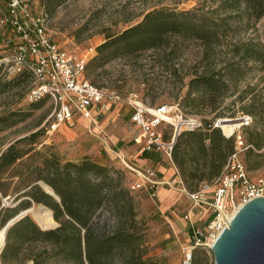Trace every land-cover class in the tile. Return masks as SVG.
<instances>
[{"label":"rangeland","instance_id":"obj_1","mask_svg":"<svg viewBox=\"0 0 264 264\" xmlns=\"http://www.w3.org/2000/svg\"><path fill=\"white\" fill-rule=\"evenodd\" d=\"M48 1L36 0L34 11L48 6ZM222 3L223 0H66L51 12L47 34L62 50L76 55L84 56L89 48H94L88 79L99 88L118 93L123 101L136 94L151 106L179 103L184 114L203 122L214 124L218 120H237L241 115H250L246 110L253 104L264 103V61H242L233 52L236 46L247 48L254 45L262 51L264 58V16L258 20L241 17L233 10H225ZM163 9L176 12L202 9V13L210 17L227 19L225 35L206 58L213 71L237 63L239 66L232 76L240 78L230 83L228 95L217 101L215 108L210 107L207 100L200 102L197 95L188 96L190 81L196 75H202L207 66L205 49L198 42L181 44L173 63L166 61L163 51L149 50L140 55L136 63L117 59L103 67H97L95 63L92 65V60L98 55V47L109 37L120 35L142 22L147 14ZM5 12V0H0V20ZM10 36V32L0 25V59L10 54V49L5 48L6 39ZM165 51L168 52V49ZM174 69L178 71L174 73ZM20 77H23L22 74L15 75L10 66L0 65V118L4 120L0 125V155L17 141L37 133L33 141L26 140L18 146L25 151L31 150V154H40L35 157L37 163L54 157L61 163L78 164L89 159L108 167L112 177L120 180L123 190L128 193V203H120L118 210L105 206L96 220L106 228L127 229L134 234L140 244L138 254L143 260L180 264L181 248L189 242V229L191 226L203 227L211 216V208L204 204L193 209V201L181 186L172 182L154 198L145 189H130L133 183L138 182L139 175L128 168L130 165H123L122 158L127 159L129 155H137L141 151L134 142L137 134L130 123V107L122 103L114 110L107 109L96 124L80 117L74 126L61 125L51 133L47 120L53 109L52 102L48 99L29 102V77ZM252 118L253 123L242 130L246 142L255 131L264 134V117L258 124ZM252 150L254 154L264 153V149ZM248 152L246 149L242 154L246 164ZM252 160L260 162L264 161V157L256 159L252 156ZM248 175L251 180L264 179V162L250 170ZM11 183L7 196L0 200V231L9 223L13 222L12 227L25 217L33 220L28 210L43 205L29 197L34 187L47 194L40 182L27 186L29 181L13 179ZM209 186L204 195L206 202L211 203L213 188ZM184 188L186 192L204 189L203 185L192 188L186 185ZM81 232L83 235L84 230ZM5 245L6 242L0 251V264H3L1 254ZM197 252L196 264H215L210 248L200 247Z\"/></svg>","mask_w":264,"mask_h":264},{"label":"trees","instance_id":"obj_2","mask_svg":"<svg viewBox=\"0 0 264 264\" xmlns=\"http://www.w3.org/2000/svg\"><path fill=\"white\" fill-rule=\"evenodd\" d=\"M64 1L66 0H49L48 6L43 8L44 12L50 17L56 6ZM222 5L225 10H233L241 17L248 16L258 20L264 16V0H223ZM216 19L202 13V9L185 12L171 9L153 11L138 25L116 37H109L107 42L98 47V55L92 60V65L95 63L97 67H103L117 59L133 60L136 63L139 56L149 50L163 51L166 61L173 63L181 44L198 42L205 49L207 66L202 75H196L190 81L188 96L197 95L200 102L207 100L208 105L215 108L217 101L228 95L230 83L240 78L232 76L239 66L237 63H230L213 71L206 58L219 45L228 29L226 18ZM166 48L168 52L165 51ZM233 52L242 61H264L262 51L254 45H248L247 48L236 46ZM90 61L86 67L87 78ZM173 71L176 73L178 70ZM22 76L20 78H27ZM246 113L252 115L258 124L264 117V103L253 104ZM3 121L0 118V125ZM202 124L203 128L197 131L182 133L173 148L172 162L184 187L205 184L212 186L224 172L228 159L234 152L233 138H225L220 129L213 127V123L202 121ZM37 136L36 133L17 141L0 155V200L7 196L13 179L29 181L27 186L40 182L49 187L59 201L38 187L29 192V197L47 207L59 226L43 231L31 218L21 219L7 231L6 245L1 254L2 263L158 264L142 259L138 254V238L129 230L109 229L96 220L97 214L105 206L118 210L120 203H128V193L123 190L120 180L112 177L111 169L89 159L75 164L61 163L51 157L37 163L35 157L40 154H31V150L18 148L22 142L33 141ZM250 136L248 142L244 140L249 151L246 158L248 165L243 160L248 172L264 162L252 160V156L256 159L264 157V153L258 155L252 150L264 149V134L255 131ZM165 139L168 140L169 137L165 136ZM196 192L198 191L189 193ZM197 250L198 248L193 251L192 264H196Z\"/></svg>","mask_w":264,"mask_h":264},{"label":"built area","instance_id":"obj_3","mask_svg":"<svg viewBox=\"0 0 264 264\" xmlns=\"http://www.w3.org/2000/svg\"><path fill=\"white\" fill-rule=\"evenodd\" d=\"M35 1L5 0L6 12L0 25L10 32L11 36L5 42L10 54L0 59V65L10 66L15 75L29 77V102L37 103L45 99L52 102L53 109L47 120L48 131L55 132L61 125L74 126L80 117L96 124L107 109L114 110L126 103L131 109L130 122L137 134L135 144L172 161L177 138L182 133L203 128L202 120L185 115L179 103L151 106L136 94L123 101L118 93L94 85L86 77V67L95 49L89 48L84 56L62 50L47 34L50 17L44 9L34 11ZM236 121L239 127L230 136L223 133L221 120L213 124L225 138L234 139V152L222 175L211 186V203L206 202L204 195L209 191H206L209 185H203L204 189L196 193H189L181 180L173 182L181 186L193 201V209L204 204L211 208V216L203 227L191 226L189 229V242L181 248L180 264H192L193 251L197 248L211 249L241 206L264 197V179L251 180L242 159L243 152L248 149L242 130L253 120L250 116L241 115ZM165 136L169 139L166 140ZM128 168L139 175L138 182L133 183L130 189H145L149 196L156 197L157 188L161 186L157 173L150 168L143 172ZM176 173L179 176L177 170ZM185 219L188 220V216Z\"/></svg>","mask_w":264,"mask_h":264},{"label":"water","instance_id":"obj_4","mask_svg":"<svg viewBox=\"0 0 264 264\" xmlns=\"http://www.w3.org/2000/svg\"><path fill=\"white\" fill-rule=\"evenodd\" d=\"M48 195L59 201L53 191ZM12 223L5 227L6 233ZM210 250L215 264H264V197L241 206Z\"/></svg>","mask_w":264,"mask_h":264},{"label":"crops","instance_id":"obj_5","mask_svg":"<svg viewBox=\"0 0 264 264\" xmlns=\"http://www.w3.org/2000/svg\"><path fill=\"white\" fill-rule=\"evenodd\" d=\"M106 113L107 112L105 111V114ZM135 145L140 147V153H138L137 155H129V158L127 159L123 157L122 164L126 166L130 165V167L133 168V170L135 169L136 172H139V170L144 171L147 168L154 170L161 182V186L157 188V195L159 194L160 190L165 191V185H171L170 182L177 183L181 180L180 177L177 176V169L172 161L163 158L160 154L152 150H146L138 144Z\"/></svg>","mask_w":264,"mask_h":264},{"label":"bare ground","instance_id":"obj_6","mask_svg":"<svg viewBox=\"0 0 264 264\" xmlns=\"http://www.w3.org/2000/svg\"><path fill=\"white\" fill-rule=\"evenodd\" d=\"M238 123L239 122L236 120L224 119L221 120L220 127L226 136H230L239 127ZM41 185L47 194H51L52 190L49 187L44 184ZM28 212V214L32 215L34 222L42 229H52L57 225L52 218L51 211L43 205H39L37 209L28 210ZM5 236L6 230L2 229V231H0V251L4 247Z\"/></svg>","mask_w":264,"mask_h":264}]
</instances>
